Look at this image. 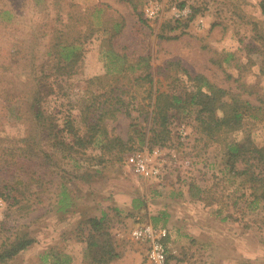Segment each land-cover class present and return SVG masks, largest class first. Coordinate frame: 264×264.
I'll use <instances>...</instances> for the list:
<instances>
[{
  "label": "rangeland",
  "instance_id": "rangeland-1",
  "mask_svg": "<svg viewBox=\"0 0 264 264\" xmlns=\"http://www.w3.org/2000/svg\"><path fill=\"white\" fill-rule=\"evenodd\" d=\"M258 2L164 0L163 14L147 20L142 15L143 0H0V7H9L15 21L4 27L6 16L0 14V195L8 196L0 207V253L18 241L30 240L0 264H88L82 243L85 223L78 217L100 216L108 207L106 219L115 222V206L118 201L126 203V198L118 199L126 191V180H137L133 168L124 163L131 150L116 147L111 154L104 152L100 126L126 147L160 144L174 154L178 166L166 185L177 180L205 187L214 200L212 206L222 203V211L214 212L221 218L229 215V222L253 239L256 256L248 264H264V249L256 244L264 246L261 183L253 185L249 175L232 173L227 156L228 146L234 144L264 148V101H260L264 98V16ZM173 6L187 8L188 16L172 19ZM50 31L58 41H80L81 55L68 64L49 61L45 50ZM139 57H147L152 83L135 81L146 72ZM119 66L128 69L111 74ZM196 75L225 91L216 105L230 102L231 97L248 100L256 109L249 108L247 114L253 111L258 117H244L238 129L224 125L207 135L197 119L198 106L189 101L197 82L191 77ZM159 92L180 95L185 101L168 109L169 131L151 144L149 114ZM104 93L123 99L122 110L114 117L106 114L92 128L86 118L101 113L96 100ZM33 102L35 107H30ZM221 109H216L217 116L223 115ZM131 117L145 133L142 145L130 127ZM180 127L186 134L184 142L178 137ZM34 148L42 150L40 163L26 156ZM186 158L190 164L179 166ZM261 162L254 163V175H264V159ZM235 166L247 167L244 161H236ZM72 212L78 215L74 220L69 219ZM77 221L76 228L69 230L68 225ZM49 225L55 230L47 232ZM129 242L116 244L125 257L118 262L137 264L145 247L130 238ZM188 254L187 264H218L201 254L196 258L193 250Z\"/></svg>",
  "mask_w": 264,
  "mask_h": 264
},
{
  "label": "crops",
  "instance_id": "crops-1",
  "mask_svg": "<svg viewBox=\"0 0 264 264\" xmlns=\"http://www.w3.org/2000/svg\"><path fill=\"white\" fill-rule=\"evenodd\" d=\"M131 170L137 180H126L128 185L126 191L123 197L121 194L118 196L119 200L126 198V203L119 202L114 195L115 201L119 203L118 207L114 205L115 222L106 219L108 207L104 210L105 214L102 211L100 216L86 214L85 217L80 218L76 212L70 214V220L78 217L79 222L84 220L83 224L85 223L86 235L82 238V243L86 248L85 262L88 264H126L124 260L118 262L125 257L123 254L121 256L116 244L130 245L129 238L132 243H139L131 237V231L144 224L167 228L166 246L170 264H187L185 259L192 250L196 252V258H202V255L209 262L217 261L218 264H248L253 261L252 256H256L252 251L253 239L247 238L245 233L242 235L241 231L229 222V215H224L222 219L214 212L222 211V203L212 206L214 200L206 195L205 187L199 183L191 181L183 183L177 180H173V184L167 186L165 182L144 180L137 175L134 169ZM58 209L61 208L58 207ZM92 219L98 222V228L92 225ZM78 221L77 224L74 222L68 225V228L72 226L69 230L73 231ZM58 223L55 219L56 230H59L56 226ZM54 230L49 225L47 232ZM76 237L72 235V240L78 243ZM104 240L113 245L115 253L111 256L107 253V248L102 249ZM95 244L101 247L100 253L97 251L99 248L93 246ZM256 244L260 250L264 249L262 243L259 244L256 241ZM139 245L142 244L139 243ZM122 252L128 256L126 250ZM54 259L56 262V258ZM69 259L71 262L72 257H68L67 261ZM142 259L138 263H141Z\"/></svg>",
  "mask_w": 264,
  "mask_h": 264
},
{
  "label": "trees",
  "instance_id": "trees-1",
  "mask_svg": "<svg viewBox=\"0 0 264 264\" xmlns=\"http://www.w3.org/2000/svg\"><path fill=\"white\" fill-rule=\"evenodd\" d=\"M260 12L264 16V0H259L258 2ZM135 8V7H133ZM0 14L5 15L6 17H3V26L6 27L7 25L9 28L14 25L15 21L11 18L12 12L11 9L5 5L0 7ZM112 36V35H111ZM76 40H65V41H58L57 38L54 37V31H50L49 35L47 36V43H46V50L45 54L46 57L49 59V61H53V64L62 65L64 63L68 64L69 62H74L81 54V46L82 43L79 41L78 43H75ZM108 51H113L109 49ZM113 53V52H112ZM8 57H11V51L9 52ZM114 57L118 59H123V57L119 58V55L114 54ZM140 61H145L143 65H145V73L142 76H139L135 79V81L138 80H145L149 83H152V75L150 72H148L150 65L147 64V57H139ZM11 62L7 61V67L10 65ZM171 64V63H170ZM167 68V67H166ZM127 66H119L115 67V69L112 71L113 75H120L124 74L127 70ZM167 72V70H166ZM188 77H190L188 75ZM193 80H196L197 82L193 85L196 88V91L190 96L189 101L191 104L197 105V119L199 120L200 125H202V131H205L207 135L212 136L216 130L221 129L224 125L231 127V129L235 130L238 129L239 126L242 123V120L244 117H258L256 113L253 111L249 114V108L251 110L256 109V106L252 105L248 100L241 101L238 98L231 97L230 102H220L218 105L217 100L218 96H222V94L225 92L220 87H215L211 82H209L205 77L201 75H196L195 77H191ZM100 99L96 100V108L101 112L97 117L89 116V119L86 118V123H88L89 126L92 128L99 126L98 120H102V118L108 114L111 113V116L114 117V112H120L122 110V106L124 103V100L121 99L117 94H102L99 96ZM98 97V98H99ZM162 97L161 99H159ZM222 101V98L220 99ZM152 104V110L149 114L151 119V128L150 131H152V136L148 138L147 141L151 142V144L157 143L159 140L165 136V134L169 131L168 130V123L169 119L171 117V114L168 113V109L171 107L175 108L181 105L185 101L180 95L176 94H169L164 92H159L155 95L154 100ZM260 101H264V98L261 97ZM37 102V101H35ZM33 102L30 107H35L36 103ZM162 102V103H160ZM223 105V106H222ZM219 107H222L219 108ZM225 107V108H224ZM89 110H92V107L87 106ZM243 108V109H242ZM216 109H221L223 112V115L217 116ZM37 113L39 112L38 109ZM124 111L129 114V110L124 109ZM130 116V115H128ZM148 116V113L147 115ZM130 127H132V131L136 132L137 139L139 143L142 145V142L144 141L145 133L142 131V129H139L137 127V124L133 121L134 117H131ZM101 132L104 134V140L101 141L100 146L104 148V152L110 153L111 150H114L116 147L119 150H124L125 148L127 150L134 151L135 149H141L142 147H136L134 149L130 147H126L125 143L121 141L119 137H109L107 135V131L104 126H100ZM76 139H81L80 136H78ZM93 141V140H92ZM149 143H146L148 146ZM160 145V144H157ZM152 145H150L151 147ZM28 151V150H27ZM130 151V152H131ZM27 153V152H26ZM42 153V150L34 148L29 151L26 156L31 159H36L39 163L41 162L40 154ZM25 155V153H24ZM264 148H258L251 144H248V146L242 144V145H233L228 146V160H229V166L230 170L234 174L238 175H249L250 182L254 185L257 182L261 183V195L260 198H264V175L262 173H258V175H254V167L255 162H261L264 159ZM103 159V158H101ZM43 160V159H42ZM25 161H28L27 159ZM24 161V162H25ZM236 161L245 162L247 167L243 168V170H239L235 166ZM24 162H18L20 165ZM263 165V162H261ZM24 166V165H21ZM250 173V174H249ZM254 193V192H253ZM2 194V193H1ZM256 194V193H255ZM0 198L5 201V198H8V196L0 195ZM92 225L96 226L98 228L99 224L96 220L92 219ZM104 235V233H101ZM30 240L25 239L18 241L16 244H12L9 249L4 250L2 253H0V260H6L10 258L13 254L16 253L20 248H24L29 244ZM99 249V245H93ZM90 247V246H89ZM107 248V253L111 256L114 252V248L111 242L107 241L102 243V249ZM98 253V254H99Z\"/></svg>",
  "mask_w": 264,
  "mask_h": 264
},
{
  "label": "built area",
  "instance_id": "built-area-1",
  "mask_svg": "<svg viewBox=\"0 0 264 264\" xmlns=\"http://www.w3.org/2000/svg\"><path fill=\"white\" fill-rule=\"evenodd\" d=\"M165 9L164 0H143L142 15L147 20H155L160 17ZM187 8L171 7V17L174 20H182L187 17ZM186 134L183 127L178 129V137L181 142L185 141ZM170 153V152H169ZM165 152L161 145L147 146L131 151L124 159V163L133 168L139 177L144 180L164 183L176 173V156ZM179 164V163H178ZM190 164L189 159H184L179 166L186 167ZM3 201L0 198V207ZM168 230L165 226L144 224L131 231V237L144 245V257L139 264H170L166 238Z\"/></svg>",
  "mask_w": 264,
  "mask_h": 264
}]
</instances>
